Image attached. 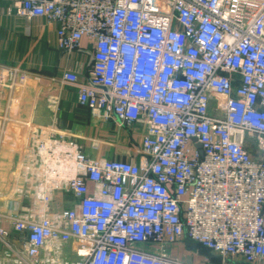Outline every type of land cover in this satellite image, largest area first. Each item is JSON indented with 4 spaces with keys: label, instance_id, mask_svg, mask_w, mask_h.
I'll return each instance as SVG.
<instances>
[{
    "label": "built area",
    "instance_id": "2783aa9c",
    "mask_svg": "<svg viewBox=\"0 0 264 264\" xmlns=\"http://www.w3.org/2000/svg\"><path fill=\"white\" fill-rule=\"evenodd\" d=\"M11 1L55 24L66 55L89 40L88 81L65 69L61 87L144 129L128 159L29 130L20 211L2 216L20 244L0 225L8 264H193L167 253L183 240L222 263L264 264V0ZM26 79L0 66V90Z\"/></svg>",
    "mask_w": 264,
    "mask_h": 264
},
{
    "label": "crops",
    "instance_id": "0c3cea01",
    "mask_svg": "<svg viewBox=\"0 0 264 264\" xmlns=\"http://www.w3.org/2000/svg\"><path fill=\"white\" fill-rule=\"evenodd\" d=\"M92 52L85 37L78 50L71 56L66 55L58 48L55 24L43 18L27 21L17 15L11 0H0V66L16 67L27 73L26 81L13 93L0 90V225L11 231L10 240L16 246L20 238L2 216L20 211L22 199L14 188L22 185L17 164L28 147L29 130L53 127L57 133L75 135L84 150L94 156L140 157L134 149L137 135L119 127L113 119L93 115L78 102L75 87H61L65 69L77 72L81 82L88 81ZM9 93L12 102L8 107ZM136 128L139 133L144 129L143 126ZM6 250L0 242V264L10 261L5 258ZM167 253L174 259L193 264H201L207 258L210 264L216 262L205 248L188 240L168 246Z\"/></svg>",
    "mask_w": 264,
    "mask_h": 264
},
{
    "label": "rangeland",
    "instance_id": "374dc122",
    "mask_svg": "<svg viewBox=\"0 0 264 264\" xmlns=\"http://www.w3.org/2000/svg\"><path fill=\"white\" fill-rule=\"evenodd\" d=\"M132 133H133V130L132 129H129ZM139 132V131H138ZM134 135V134H133ZM135 135H137V140H139L140 138V133L137 134L135 133ZM217 259V258H216ZM214 264H245L244 262H242L240 259H237L235 261H228L226 263H222L221 261L218 260V262L216 261Z\"/></svg>",
    "mask_w": 264,
    "mask_h": 264
},
{
    "label": "trees",
    "instance_id": "16d2710c",
    "mask_svg": "<svg viewBox=\"0 0 264 264\" xmlns=\"http://www.w3.org/2000/svg\"><path fill=\"white\" fill-rule=\"evenodd\" d=\"M200 248V247H199ZM201 248H203V247H201ZM206 249V248H205ZM207 250V252H209L210 254H211V252L208 250V249H206ZM213 259L215 260V261H217L218 262V258L216 259L215 257H213ZM220 261V260H219Z\"/></svg>",
    "mask_w": 264,
    "mask_h": 264
}]
</instances>
